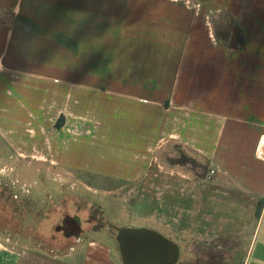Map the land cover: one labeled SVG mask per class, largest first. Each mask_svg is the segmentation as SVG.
Masks as SVG:
<instances>
[{"label":"crops","instance_id":"0c3cea01","mask_svg":"<svg viewBox=\"0 0 264 264\" xmlns=\"http://www.w3.org/2000/svg\"><path fill=\"white\" fill-rule=\"evenodd\" d=\"M23 112L31 150L45 132L51 165L96 176L143 180L155 153L189 152L213 171L194 208L243 216L255 201L252 222L238 220L251 231L241 264H264V0H0V120ZM73 222L63 254L0 234V264L179 262L154 229L120 226L107 244Z\"/></svg>","mask_w":264,"mask_h":264},{"label":"rangeland","instance_id":"374dc122","mask_svg":"<svg viewBox=\"0 0 264 264\" xmlns=\"http://www.w3.org/2000/svg\"><path fill=\"white\" fill-rule=\"evenodd\" d=\"M229 31L227 42L236 43V30L229 27ZM55 59L59 62L57 56ZM54 99L45 97L48 124L56 113V107L50 106ZM20 117L0 120V234L11 243L57 254L68 252L74 245V234L59 232L57 226L63 224L65 217H72L88 230L87 237L94 236L107 244L113 242L115 229L120 226L154 229L177 241V264L242 263L251 231L250 226L239 230L238 220L252 222L255 201L245 198L247 214L243 216L228 217L221 212L206 215L211 209L194 208L192 198L199 191L204 195L208 190L209 173L206 174L202 161L189 152L176 146L165 154L155 153L149 178L143 180L96 176L51 165L46 159L45 132L37 139L42 150H31L36 142L29 131L32 125L26 113ZM13 122L15 125H11ZM15 130L20 134L14 135ZM48 137L51 140L53 136ZM54 138L52 142L58 144L61 134ZM212 195L214 205L221 207L222 192ZM234 198L237 200V196ZM91 231L97 233L93 235Z\"/></svg>","mask_w":264,"mask_h":264},{"label":"flooded vegetation","instance_id":"af4514ba","mask_svg":"<svg viewBox=\"0 0 264 264\" xmlns=\"http://www.w3.org/2000/svg\"><path fill=\"white\" fill-rule=\"evenodd\" d=\"M57 228H59V232L64 234H76L74 222L70 217H65L63 224Z\"/></svg>","mask_w":264,"mask_h":264},{"label":"trees","instance_id":"16d2710c","mask_svg":"<svg viewBox=\"0 0 264 264\" xmlns=\"http://www.w3.org/2000/svg\"><path fill=\"white\" fill-rule=\"evenodd\" d=\"M58 120H59V122L57 121L58 123H56V126H60V122H61L62 119H58ZM258 203H259V202H258ZM259 204H260V203H259ZM255 215H257V214H255Z\"/></svg>","mask_w":264,"mask_h":264},{"label":"built area","instance_id":"2783aa9c","mask_svg":"<svg viewBox=\"0 0 264 264\" xmlns=\"http://www.w3.org/2000/svg\"><path fill=\"white\" fill-rule=\"evenodd\" d=\"M209 173H213V171L212 170H210V172Z\"/></svg>","mask_w":264,"mask_h":264}]
</instances>
